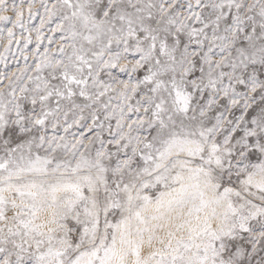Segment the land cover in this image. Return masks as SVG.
I'll use <instances>...</instances> for the list:
<instances>
[{"label": "snow or ice", "instance_id": "1", "mask_svg": "<svg viewBox=\"0 0 264 264\" xmlns=\"http://www.w3.org/2000/svg\"><path fill=\"white\" fill-rule=\"evenodd\" d=\"M0 264H264V0H0Z\"/></svg>", "mask_w": 264, "mask_h": 264}]
</instances>
